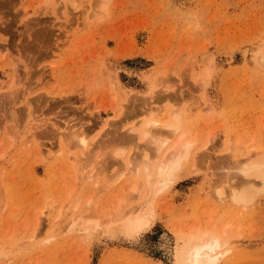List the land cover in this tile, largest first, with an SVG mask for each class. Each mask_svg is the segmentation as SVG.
<instances>
[{
	"label": "rangeland",
	"instance_id": "1",
	"mask_svg": "<svg viewBox=\"0 0 264 264\" xmlns=\"http://www.w3.org/2000/svg\"><path fill=\"white\" fill-rule=\"evenodd\" d=\"M263 57L264 0H0V264H180L204 238L216 264H264ZM173 113L154 154L141 130ZM179 140L187 161L148 192L143 162Z\"/></svg>",
	"mask_w": 264,
	"mask_h": 264
},
{
	"label": "bare ground",
	"instance_id": "2",
	"mask_svg": "<svg viewBox=\"0 0 264 264\" xmlns=\"http://www.w3.org/2000/svg\"><path fill=\"white\" fill-rule=\"evenodd\" d=\"M262 60L264 62V57L262 58ZM152 92L150 93L152 94ZM172 115H173V118L169 119V121L162 124L164 128L163 130H165V133L164 131L161 132L160 130H156L159 126H161L158 123L159 121L151 122L147 126H145L143 130H141L142 138H144V140L147 139L148 137L153 139V143L155 144V147H153L154 154L155 152H161L163 150V146L165 145L166 140L169 137L167 135H171L172 133L174 134L179 129V119L178 117H174V113ZM152 121H155V120H152ZM152 129H155L154 132L152 131ZM180 140L176 144L175 149L172 152H170L168 155H165L166 157L164 156L158 165H155L154 162H150L149 160L150 157L149 159H147L148 157H146L145 161L143 160L144 162L142 164L143 166L140 172H141V175H143L146 180L145 183L147 185L148 192L155 194L157 191L167 188L172 183L175 174L179 171L183 162L187 161L189 154H190L189 145L187 143H183V141H180ZM77 143H78V146H80V148L83 150L87 146L86 139L83 137L79 138ZM68 151L69 150L64 149L63 153L69 159L70 153ZM115 156H120V154L116 153ZM82 157H81L82 159L79 160V163H80L79 167L81 168L80 169L81 174L82 175L84 174L85 177H88V178L91 176H94L95 170L96 169L98 170L97 165L100 163L98 162V160L101 158V153L99 152L98 149L93 150L92 153L90 151L89 154L82 152ZM260 159H261L260 157H257L252 161H249L247 159V160H244L247 162H243L244 163V164L242 163L243 165L238 166L239 167L238 171L241 173L243 178L247 180L248 179H256V180L261 179L262 180ZM134 182H132V184L129 187L131 192H136L137 187L140 184V183L137 184L136 181ZM223 195H224L223 191H220L219 198H221ZM230 195L235 202H241L247 197V194L236 193L235 191H232ZM144 207L145 206L143 203L141 205L138 204L135 207H132L130 209L129 212L131 213V219L135 223H140L142 225H145L148 223V216L143 217L142 215V211L144 210L143 209ZM148 214L149 212L147 213V215ZM78 217H75V218L77 219ZM131 225L133 226V224ZM220 247L221 245L217 240L205 239V238L200 239V240H196V239L191 240L190 242L186 244V246L183 247L181 251L180 264H216L219 261V258L223 255L222 253L218 252Z\"/></svg>",
	"mask_w": 264,
	"mask_h": 264
}]
</instances>
